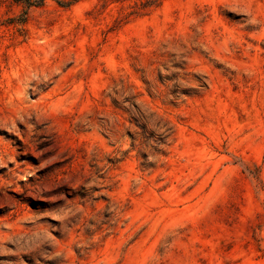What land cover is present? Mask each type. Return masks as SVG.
<instances>
[{
	"label": "rangeland",
	"instance_id": "obj_1",
	"mask_svg": "<svg viewBox=\"0 0 264 264\" xmlns=\"http://www.w3.org/2000/svg\"><path fill=\"white\" fill-rule=\"evenodd\" d=\"M0 264H264V0H0Z\"/></svg>",
	"mask_w": 264,
	"mask_h": 264
},
{
	"label": "trees",
	"instance_id": "obj_2",
	"mask_svg": "<svg viewBox=\"0 0 264 264\" xmlns=\"http://www.w3.org/2000/svg\"><path fill=\"white\" fill-rule=\"evenodd\" d=\"M55 1L61 6H69L78 0H55ZM151 1H153V0H151ZM23 2L27 6H39V5L43 4L44 0H23ZM163 126H165V124H163ZM155 141H156L157 145H161L164 143L162 140V136H158L157 140H155Z\"/></svg>",
	"mask_w": 264,
	"mask_h": 264
}]
</instances>
